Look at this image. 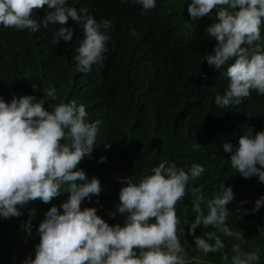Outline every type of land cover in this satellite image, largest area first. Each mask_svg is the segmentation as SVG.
I'll use <instances>...</instances> for the list:
<instances>
[{
    "label": "trees",
    "instance_id": "16d2710c",
    "mask_svg": "<svg viewBox=\"0 0 264 264\" xmlns=\"http://www.w3.org/2000/svg\"><path fill=\"white\" fill-rule=\"evenodd\" d=\"M190 2L156 0V7L143 14L135 0H67L78 13L87 9V15L97 22H112L106 30L109 40L103 62L92 65L87 73L77 71L74 59L84 35L83 22L69 18L65 27L73 30L72 39L57 45L53 37L60 25L41 26L35 33L0 25V98L6 103L13 96L32 95L39 100L51 86L57 98L46 102L48 110L60 102L75 101L77 106H85L88 122H102L91 157L86 156L77 166L89 180L98 178L102 190L99 196L83 200L81 210L94 207L109 225H123V215L112 216L120 203L119 190L125 186L120 178L131 177L138 182L152 174L151 169L162 160L185 170L199 164L204 173L189 180L184 198L176 205L179 227L185 233L181 242L186 240L195 247L184 223L185 219L191 223L196 215L192 210L193 189L204 195L201 207L207 214L206 201L213 198L221 183L230 186L234 194L227 205L228 227L241 231L244 240L221 235L227 261L221 252L198 257L190 250L188 264H231L233 244H240L246 252L258 249L257 264H264V235H260L264 206L252 212L255 200L264 195V184L255 176L243 178L230 164L240 136L249 127L253 132L264 129V95L252 90L239 105L220 108L215 104V96L223 95L227 87L226 68L233 61L216 69L203 60L217 43L205 29L218 21L215 10L211 16L191 21L187 12ZM47 11V7L38 10V22ZM260 35L256 43L264 46V24ZM225 143L232 146V152L224 150ZM101 157L106 161L98 162ZM67 198L68 193H62L49 204L36 200L18 206L19 217H0V264L34 259L39 223L50 207L59 209ZM25 223H30L31 234L23 229L25 237L18 240L17 229ZM212 230L211 226H199L195 235Z\"/></svg>",
    "mask_w": 264,
    "mask_h": 264
},
{
    "label": "clouds",
    "instance_id": "9594fccd",
    "mask_svg": "<svg viewBox=\"0 0 264 264\" xmlns=\"http://www.w3.org/2000/svg\"><path fill=\"white\" fill-rule=\"evenodd\" d=\"M135 2L142 6L143 14L156 7V0ZM45 7L49 11L38 22L35 15ZM214 10L218 22L211 23L205 31L217 43L213 53L203 56V60L216 69L233 61L226 68L229 82L223 95L215 96V104L225 108L239 105L252 90L264 95V46L256 43L264 24V0H191L187 7L191 21L211 16ZM69 18L83 22L84 35L74 59L77 71L87 73L92 65L103 62L110 20L97 22L87 15V9L78 13L67 5V0H0V25L33 33L41 26L60 25L54 33L55 45L72 39L73 30L65 27ZM130 31L136 35L134 29ZM44 91L46 94L39 100L24 95L13 96L6 103L0 98V217H19L18 206L22 208L36 200L49 204L68 193L59 209L53 205L45 212L37 228L35 258H26L22 264H188L190 250L205 256L221 252L224 261L229 259L223 252L221 235L240 241L244 235L228 227L227 205L234 194L224 183L206 201L207 214L201 207L204 195L193 189L192 210L196 215L191 223L187 219L184 223L195 247L191 248L186 240L181 242L185 233L179 227L176 205L184 198L189 180L204 173L199 164L185 170L162 160L151 169L152 174L138 182L131 177L120 178L125 186L119 190L120 203L112 216L123 215V225H109L94 207L81 210L83 200L99 196L102 190L98 178L89 180L85 171L77 168L86 156L91 157L102 122H88L85 106H77L75 101L60 102L48 110L45 104L56 100V90L49 86ZM223 148L232 152L228 143ZM105 161L101 157L98 162ZM230 164L243 178L255 176L264 184V129L253 132L249 127L240 136ZM262 206L264 195L255 200L252 212ZM199 226H211L213 230L196 236ZM24 229L31 234L30 223H25ZM260 235H264V227ZM231 250V264H257L260 259L258 249L246 252L240 244H233Z\"/></svg>",
    "mask_w": 264,
    "mask_h": 264
},
{
    "label": "rangeland",
    "instance_id": "374dc122",
    "mask_svg": "<svg viewBox=\"0 0 264 264\" xmlns=\"http://www.w3.org/2000/svg\"><path fill=\"white\" fill-rule=\"evenodd\" d=\"M23 229H24V226L19 227V228L17 229L16 234H17V239H18V240L24 239V237H25V234L22 233V230H23ZM195 253H196V255H197L198 257H203V255H204L202 252H199V251H195Z\"/></svg>",
    "mask_w": 264,
    "mask_h": 264
}]
</instances>
